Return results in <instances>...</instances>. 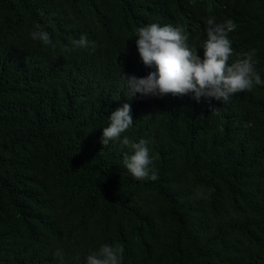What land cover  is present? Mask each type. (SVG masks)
Segmentation results:
<instances>
[{
    "label": "trees",
    "instance_id": "trees-1",
    "mask_svg": "<svg viewBox=\"0 0 264 264\" xmlns=\"http://www.w3.org/2000/svg\"><path fill=\"white\" fill-rule=\"evenodd\" d=\"M146 16L201 59L208 18L232 20V59L255 50L264 80V0H0V264H87L104 244L122 264H264V85L227 104L129 100L124 75L155 70L136 45ZM37 24L52 44L31 39ZM125 103L155 181L101 143Z\"/></svg>",
    "mask_w": 264,
    "mask_h": 264
},
{
    "label": "clouds",
    "instance_id": "clouds-1",
    "mask_svg": "<svg viewBox=\"0 0 264 264\" xmlns=\"http://www.w3.org/2000/svg\"><path fill=\"white\" fill-rule=\"evenodd\" d=\"M151 14L154 13L150 11L146 15ZM152 19V16H146L138 26L136 45L144 66L155 70L143 78L124 75L129 100L137 93L161 98L194 94L193 98L197 101L204 97L227 104L231 96L251 92L255 86L264 85L256 69L255 50L232 59L236 55L229 39V33L234 29L232 20L217 23L215 17L208 18L207 40L201 59L198 51L190 48L189 37L181 27H174L172 22L164 26L150 24ZM30 35L31 39L44 45L53 43L50 34L41 30L39 24L34 26ZM72 43L74 48L89 46L87 37L83 35ZM109 121V125L103 128V146L121 142L131 152L124 155L123 166L132 177L137 181L157 180L158 176L151 167L153 159L147 141L142 139L136 143L123 135L134 124L131 103H125L112 112ZM56 255L62 256V253L58 250ZM86 259L87 264H122L123 248L104 244Z\"/></svg>",
    "mask_w": 264,
    "mask_h": 264
}]
</instances>
